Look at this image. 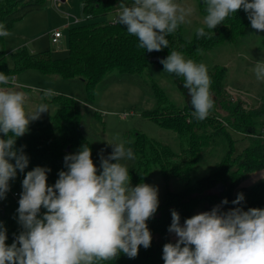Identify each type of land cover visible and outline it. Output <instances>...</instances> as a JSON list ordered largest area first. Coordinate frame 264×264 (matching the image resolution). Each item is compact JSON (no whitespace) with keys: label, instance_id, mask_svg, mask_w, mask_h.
Segmentation results:
<instances>
[{"label":"trees","instance_id":"16d2710c","mask_svg":"<svg viewBox=\"0 0 264 264\" xmlns=\"http://www.w3.org/2000/svg\"><path fill=\"white\" fill-rule=\"evenodd\" d=\"M132 2L85 0L82 11L93 20L70 28L69 54L64 58H54L51 50L31 52L23 46L12 51L14 68H10L5 37L0 36V72L12 80L19 72L28 69L57 74L67 82H78L87 99L83 103L72 96L54 95L50 101L55 103L56 111L48 117L41 115L34 127L17 139L16 148L23 147L29 164L24 173L17 172V177L10 181L6 198L0 200V222L7 229V244L10 245L22 231L17 209L22 180L27 171L37 166L49 168L47 182L53 185L58 173L66 170L65 155L78 152L82 145L91 148L92 159L98 168L101 150H104L105 157L111 154L113 149L105 137L106 122L94 101L98 89L125 80L137 84L145 94L154 97L155 107L144 110L143 115L161 127L175 131L179 135L181 149L177 152L170 145L137 130L127 135L125 143L126 148L132 149L134 159L121 163L128 167L134 184L145 182L152 168L158 167L166 182L177 179L181 186L177 190L167 188L155 216L147 222L152 233L149 248L141 246L135 258L121 254L115 260L101 264H164V244L175 243L168 238L172 210L180 214L183 224L202 204L208 208L219 205L222 211L225 210L221 205L239 206L245 211L253 207L264 208V181L251 188L242 186L236 191L249 174L264 168V99L258 108L251 109H246L239 99H228L227 68L215 65L208 69L215 104L208 117L199 121L192 115L194 109L191 97L183 87V77L169 73L184 96V106L173 102L159 82L147 77L149 67L164 70L160 61L153 57L162 56L164 59L172 50L197 61L207 51L224 43L242 44L251 26L247 13L241 9L230 14L213 31L205 28L208 34L204 37H198L195 31L188 39L179 25L166 37L168 48L148 53L137 47L138 39L129 35L125 26L114 23L115 19H102L118 11L120 3L131 5ZM198 2L201 13L206 15L203 0ZM43 6V0H0V24L10 30L17 20ZM261 37V47L264 48V34ZM231 131L244 133L249 139V144L238 154ZM215 154L219 159L208 165L210 157ZM219 182L225 184V189L210 193V189ZM238 194H243L244 200L235 205L232 201ZM225 199L228 203L222 204Z\"/></svg>","mask_w":264,"mask_h":264},{"label":"clouds","instance_id":"9594fccd","mask_svg":"<svg viewBox=\"0 0 264 264\" xmlns=\"http://www.w3.org/2000/svg\"><path fill=\"white\" fill-rule=\"evenodd\" d=\"M203 5L206 15L204 26L196 29L198 37L241 9L251 28L264 32V0H203ZM192 11L176 0H133L131 5L119 4L114 23L138 39L137 47L158 52L168 48L166 37L188 22ZM10 35L0 24V36ZM160 63L164 72L183 77L192 115L205 120L215 104L207 66L175 50ZM253 72L258 81H264V61H256ZM13 83L0 72V85ZM55 94L44 90L45 96ZM26 100L23 91L0 88V200L6 198L17 172L24 173L29 164L23 147L16 148L17 139L28 133L42 113L49 112L45 103L27 112ZM108 144L113 150L107 157L101 150L99 168L86 144L65 155L66 170L58 173L53 185L47 182L49 168L37 166L26 172L17 209L22 231L9 245L7 229L0 222V264H101L121 254L135 258L141 246H151L147 222L158 210L159 189L144 182L133 186L128 167L121 163L134 159L132 149L124 143ZM243 200V194H238L232 203L239 205ZM168 231L177 240L164 244V264H264V208L222 211L217 205L186 218L183 224L180 214L172 210Z\"/></svg>","mask_w":264,"mask_h":264},{"label":"rangeland","instance_id":"374dc122","mask_svg":"<svg viewBox=\"0 0 264 264\" xmlns=\"http://www.w3.org/2000/svg\"><path fill=\"white\" fill-rule=\"evenodd\" d=\"M84 1L67 0L56 3L55 0H43L44 6L41 9L28 12L15 22L13 25L14 31L24 33L28 38L34 37V40L25 44L29 51L51 50L54 58H64L69 54L70 28L77 25V23L85 24L93 20L82 11V3ZM176 2L193 10L192 14L187 17L188 22L180 24L184 36L190 39L198 27L204 26L205 15L200 11L198 0H176ZM118 12L110 13L102 19H114L117 17ZM76 18L80 19V21L76 22ZM56 30H60L63 33L60 44H54L51 40V35ZM263 34L264 32H258L250 26L242 44L236 46L227 42L207 51L200 60H193L197 63H204L207 69H211L215 65L225 66L227 68V97L233 101L241 100L246 109L258 108L264 99V81H258L253 72L256 61H264V48L261 47L260 42ZM21 41L18 38V42ZM14 50L16 49L6 48L7 63L10 68H14L12 56V51ZM147 77L159 82L170 99L177 105H185L184 96L169 73L157 67H149L147 69ZM16 79V83L22 82V86L32 92L35 91L41 94L44 93V90L51 89L54 93H57L55 95L72 96L83 103L87 101L78 82H67L57 74H45L39 70L32 69L19 72L16 75ZM53 96L48 95L46 97L44 94L40 96L39 104L45 103L49 107V112L41 114L44 117H48L56 111L55 103L50 101ZM155 104L154 97L145 94L141 87L127 80L111 83L105 89H98L97 97L94 101V106L103 114L106 122L105 137L110 143H124L125 145L127 135L139 130L180 152L181 141L179 135L173 130L161 127L154 120L143 115L144 110L154 108ZM260 125L258 126L260 127ZM231 133L236 141L235 150L236 154H238L249 144V139L244 133L236 131H231ZM218 159L217 154L211 156L208 165L214 164ZM261 172H264V168L249 174L236 191L242 186L251 188L257 183L264 181L261 178ZM131 183L133 186L136 185L132 181ZM144 183L158 187L159 202L162 200L167 188L177 190L181 186L177 179H171L166 182L161 176L158 167L152 168L150 177ZM221 206L225 211L234 208ZM211 210L212 208L202 204L195 209L192 216ZM43 211L45 210L42 209ZM168 238L172 242L177 240L174 233H169Z\"/></svg>","mask_w":264,"mask_h":264},{"label":"crops","instance_id":"0c3cea01","mask_svg":"<svg viewBox=\"0 0 264 264\" xmlns=\"http://www.w3.org/2000/svg\"><path fill=\"white\" fill-rule=\"evenodd\" d=\"M61 1L62 2H65L67 0H61ZM116 18H114V19H116ZM8 31L11 33V35L8 36V37H5V46H6V48L9 47L11 49H18V48H21L23 46L26 47V45H25L26 43H29L31 40H34V37H32V38L29 37L28 38V36H26L24 33H21V32L19 33L17 31H14V27H12ZM18 38L21 39L22 41L21 42H18ZM60 39H59V42H57V43H55L53 41L52 42L54 44H60ZM28 70H32V69H28ZM34 74H36V73H34ZM13 81H14L13 84L0 85V88H9V87H12L15 90H19V91L25 92V94L27 96L26 105H25L26 111L29 112V113L34 112L36 110L37 106L39 105V101H40L41 94H44V93L39 94V93H37L35 91L34 92L29 91L28 89H26V87L22 86V84H21L22 82L16 83L17 82L16 76H14ZM36 122H37V120L36 121H33L30 124L29 127H31V128L34 127V125L36 124Z\"/></svg>","mask_w":264,"mask_h":264},{"label":"water","instance_id":"95a60500","mask_svg":"<svg viewBox=\"0 0 264 264\" xmlns=\"http://www.w3.org/2000/svg\"><path fill=\"white\" fill-rule=\"evenodd\" d=\"M154 60L161 61L163 59L162 56H155L153 57ZM225 189V184L223 182L217 183L214 187L210 189V193H219L222 192Z\"/></svg>","mask_w":264,"mask_h":264},{"label":"built area","instance_id":"2783aa9c","mask_svg":"<svg viewBox=\"0 0 264 264\" xmlns=\"http://www.w3.org/2000/svg\"><path fill=\"white\" fill-rule=\"evenodd\" d=\"M55 1H56V3L61 2V0H55ZM75 20H76V22H79V21H80V19H78V18H76ZM62 36H63V33H62L60 30H56V31H54V32L52 33V35H51V37H52V41L55 42V43H57V42H59V39H60ZM16 196H17V193H16Z\"/></svg>","mask_w":264,"mask_h":264}]
</instances>
